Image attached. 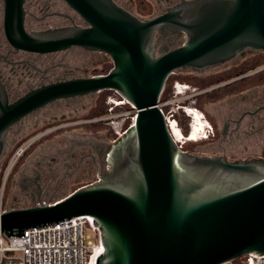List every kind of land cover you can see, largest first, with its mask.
Masks as SVG:
<instances>
[{
    "label": "water",
    "instance_id": "1",
    "mask_svg": "<svg viewBox=\"0 0 264 264\" xmlns=\"http://www.w3.org/2000/svg\"><path fill=\"white\" fill-rule=\"evenodd\" d=\"M89 24L41 34L24 27L25 0H4L5 32L16 50L48 54L103 52L107 73L0 100V158L12 125L56 101L115 91L137 110L135 124L111 147L110 172L52 203L0 213V233L92 217L102 248L95 264H226L264 256V160L231 162L182 151L160 107L172 75L227 63L247 50L264 53V0H192L141 21L112 0H65ZM185 33L158 55L159 27Z\"/></svg>",
    "mask_w": 264,
    "mask_h": 264
},
{
    "label": "flooded vegetation",
    "instance_id": "2",
    "mask_svg": "<svg viewBox=\"0 0 264 264\" xmlns=\"http://www.w3.org/2000/svg\"><path fill=\"white\" fill-rule=\"evenodd\" d=\"M112 1L139 20L147 21L176 10L192 0ZM24 10V27L28 33L41 34L75 26L89 27L86 20L65 0H25ZM186 40L185 33L161 26L156 31L154 47L157 54L161 55L181 47ZM73 50L82 51L88 57L73 61V57H70ZM255 52L257 51L247 50L244 55L240 54L227 63L203 71H178L193 75L192 79L197 81L196 86H189L184 97L186 100L182 104L195 105L193 107L197 108L199 100L210 101L214 98H222L220 100L223 103L219 106L217 115L213 108L210 109L213 110L212 114L205 111L215 130L209 131L207 140L200 139L204 144L217 143V152L197 153L189 147L201 142L193 141L186 142L183 147L185 153L219 156L238 162L252 161L246 156L251 150H264V66L254 68L255 64L249 62L251 58L256 59L258 56ZM92 54L107 55L79 47L48 54L16 50L6 36L5 3L0 0V100L6 98L8 104L12 105L43 86L92 77L89 76L88 69L92 64L89 55ZM234 60L238 61L233 62ZM241 60L244 62H239ZM93 64L107 65L106 56ZM252 78L256 80L254 87L250 88ZM70 100L73 99L50 103L10 127L6 150L0 158V174L3 169L1 167L9 157L7 153L10 144L16 152L20 150L19 159L22 158V161L11 182L12 204L8 205L6 201L3 203L4 209L52 203L83 186L99 181L110 172V149L119 140L111 142L98 131H89L91 120L71 121L79 110L70 111ZM183 114L185 115L184 112ZM190 121L189 118V123ZM76 127L83 129L75 131ZM74 132L78 137H74ZM254 159L264 160L262 157Z\"/></svg>",
    "mask_w": 264,
    "mask_h": 264
},
{
    "label": "built area",
    "instance_id": "3",
    "mask_svg": "<svg viewBox=\"0 0 264 264\" xmlns=\"http://www.w3.org/2000/svg\"><path fill=\"white\" fill-rule=\"evenodd\" d=\"M189 85L176 82L169 98L160 102V107L164 111L168 128L177 142L179 148L183 151L186 142H193L192 136L197 135L201 140L207 139L213 128L205 120L204 128L194 129L196 121V112H199L203 119L205 115L197 108L182 104ZM111 98L108 110L109 123L113 127L115 134L121 139L135 124L137 110L126 99ZM129 107L127 111L118 110ZM181 111L185 113L191 121L190 131L184 138H177L174 134V128L180 127L179 117ZM122 118V121L119 119ZM127 119L131 122L128 127L124 126ZM180 130L181 127H180ZM5 209L0 204V213ZM88 228L98 232L97 242H93L91 236L87 233ZM102 248V240L99 230L95 227L92 217H75L68 221L44 227L31 228L25 231V237H8L0 233V264L5 260L8 264H95V260ZM246 264H264V256L247 255ZM229 264L232 263L228 262Z\"/></svg>",
    "mask_w": 264,
    "mask_h": 264
},
{
    "label": "rangeland",
    "instance_id": "4",
    "mask_svg": "<svg viewBox=\"0 0 264 264\" xmlns=\"http://www.w3.org/2000/svg\"><path fill=\"white\" fill-rule=\"evenodd\" d=\"M255 54L258 55L256 57V59L257 58L260 59L263 57L264 53L257 51V52H255ZM89 56H91L89 61L92 63L90 66H88L89 76L102 75V74H97V73L102 71L104 69V66L99 65V64L94 65L93 63L96 62L97 60L101 59V58H104L105 56H106V64L112 65V68L114 66L112 59L110 58L109 55L92 54ZM70 57H73V61H77V58L85 60L88 56L85 55L84 53H82V51L73 50L70 52ZM256 59L251 58L249 60V62H253V64H256ZM237 61L238 60H234L233 62H237ZM239 62H244V60H241ZM172 76H173V78L175 77L173 84H175L176 82H179L181 84H187L189 86H191V85L196 86L197 81H194V79H192L193 75L184 74V73L181 74L177 71ZM258 76L259 75L256 76V79L258 78ZM256 79L252 78L250 80V85H249L250 88L254 87V83H255L254 80H256ZM118 97H119V95L115 91L107 90V91H104L101 93L92 94L89 96L80 97V98L70 100V111H72L73 109L79 110L78 112H76L77 114H74V119H71V121H74V120H79V121L91 120L92 126L89 125V131H93V129H94V130L98 131V133H100L101 135H105L108 139H110L111 142L114 141L115 139L119 140V138L115 134L113 127H111V124L109 123V120L107 119V117L109 115L108 110L111 106L108 102L111 98L119 99ZM220 99H222V98H216V99L214 98L210 101H207V99L199 100L196 107L199 109V111L203 112L205 114V116H206L205 111L206 112L208 111L212 114L213 110L211 111L210 110L211 108L214 109V111L216 112V115H217L218 111H220L219 106H221L223 104L222 100H220ZM101 101L107 107L106 114L104 116H101V117H93L92 116L93 112L98 108ZM192 106H195V105H192ZM84 107H85V109H82ZM128 108L129 107H125L121 110L119 109L118 113H120V111L121 112L127 111ZM215 112H213V114ZM181 113H183V111H181ZM210 117H211V115H210ZM205 120H207L210 123L211 127L215 130V126H214L213 122L211 121V119L206 116V118L203 119L202 121L204 122ZM119 121H122V118H120ZM130 122H131V120L127 119L124 123V126L128 127ZM82 129L83 128H77L76 127L75 131L80 132V130H82ZM72 134L74 135L75 138L78 137L77 136L78 134H76L75 132ZM203 140H207V139H202V141ZM198 142H201V140ZM194 143H197V142H194ZM201 143L191 145L189 148L195 150L197 153L199 152L200 154L201 153H203V154H214L217 152V143H215V144L212 142L206 143V144H204V143L201 144ZM247 153L248 154L246 156L248 157L249 160H253V158H259V157L264 158V150H260V149H257L255 151L251 150L250 152H247ZM8 155H9V157L7 158L5 165L3 167H1L3 169H2V173L0 174V204L2 206H3V203L4 204L6 203V201H8V205L12 204L11 203V196H10L11 182H12V179L15 178V171L17 169V166L22 161V158L19 159L20 158V150L16 152V150H14L13 145H11V144H10L9 149H8L7 156ZM229 157H231V155H229ZM256 160H259V159H256ZM57 200H60V199H56L55 201H57ZM87 233L91 236L93 242H97V240L99 238L98 232H95L92 229L88 228ZM246 260H247V258L244 256L242 258H239V259L232 261L231 264H246ZM3 264H8V261L5 260V262ZM226 264H229V263H226Z\"/></svg>",
    "mask_w": 264,
    "mask_h": 264
},
{
    "label": "trees",
    "instance_id": "5",
    "mask_svg": "<svg viewBox=\"0 0 264 264\" xmlns=\"http://www.w3.org/2000/svg\"><path fill=\"white\" fill-rule=\"evenodd\" d=\"M255 61V60H254ZM253 63V62H251ZM260 66H264V54L262 58H257L256 59V64L254 66V68L256 67H260ZM112 69V65H106L104 66V69L102 71H100L97 74H107L110 70ZM175 77L173 78L170 77L168 85L166 87V90L163 94L162 97V102L166 101L169 96L172 93L173 90V81H174ZM106 109L107 107L105 106V104L101 101L100 105L98 106V108L93 112V117H101L104 116L106 114ZM179 121H180V127L182 129V132L184 135H188L189 131H190V125H189V118H187L184 114L182 116L179 117ZM115 136V135H114ZM116 137V136H115Z\"/></svg>",
    "mask_w": 264,
    "mask_h": 264
},
{
    "label": "bare ground",
    "instance_id": "6",
    "mask_svg": "<svg viewBox=\"0 0 264 264\" xmlns=\"http://www.w3.org/2000/svg\"><path fill=\"white\" fill-rule=\"evenodd\" d=\"M203 120V116L199 113L196 112V121L194 122V129L195 130H201L202 128H204V122ZM174 134L175 136L179 139V138H184V135L182 133V131L180 130V127H175L174 128ZM192 141H199L200 138L197 135L192 136L191 138Z\"/></svg>",
    "mask_w": 264,
    "mask_h": 264
}]
</instances>
